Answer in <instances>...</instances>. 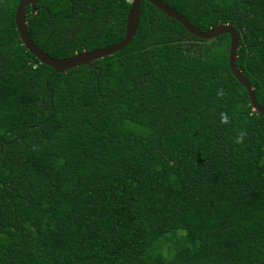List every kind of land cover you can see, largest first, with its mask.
<instances>
[{"label":"trees","instance_id":"16d2710c","mask_svg":"<svg viewBox=\"0 0 264 264\" xmlns=\"http://www.w3.org/2000/svg\"><path fill=\"white\" fill-rule=\"evenodd\" d=\"M200 31L230 24L264 108V0H162ZM0 0V264H264V115L228 61L148 1L121 51L62 73ZM131 0H37L55 59L119 43Z\"/></svg>","mask_w":264,"mask_h":264},{"label":"water","instance_id":"95a60500","mask_svg":"<svg viewBox=\"0 0 264 264\" xmlns=\"http://www.w3.org/2000/svg\"><path fill=\"white\" fill-rule=\"evenodd\" d=\"M143 0H131V6L127 14L125 36L119 43L103 46L100 48H95L91 50L82 51L76 53L70 57L64 59H55L41 50L31 39L29 32L27 30V21L25 18V9L30 6L33 13H36V3L37 0H19L14 19L16 30L22 41L24 47L29 51L37 60L47 66L53 68L54 73L66 72L70 69L79 67L81 65H90L94 61L102 59L106 56H110L115 52L124 49L131 41L136 33L139 19H140V3ZM157 7L165 15L175 19L192 35L205 40H211L217 36L224 33L230 35L229 53L228 61L229 67L233 76L237 81L245 88L247 91L250 104L253 110L264 115V108L261 107L256 101L253 87L242 75L239 69L235 65V58L237 50L239 48V32L230 24L217 25L216 27L210 28L207 31H200L196 26H194L190 21H188L183 15L175 11L169 5H167L162 0H145Z\"/></svg>","mask_w":264,"mask_h":264}]
</instances>
